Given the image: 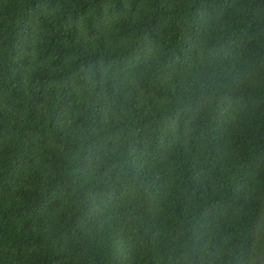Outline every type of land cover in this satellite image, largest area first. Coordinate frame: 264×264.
Segmentation results:
<instances>
[{
	"label": "trees",
	"instance_id": "16d2710c",
	"mask_svg": "<svg viewBox=\"0 0 264 264\" xmlns=\"http://www.w3.org/2000/svg\"><path fill=\"white\" fill-rule=\"evenodd\" d=\"M33 201L55 253L4 242ZM0 234V264H264V0H0Z\"/></svg>",
	"mask_w": 264,
	"mask_h": 264
},
{
	"label": "rangeland",
	"instance_id": "374dc122",
	"mask_svg": "<svg viewBox=\"0 0 264 264\" xmlns=\"http://www.w3.org/2000/svg\"><path fill=\"white\" fill-rule=\"evenodd\" d=\"M23 189L24 188H21L15 194V196H18L20 198V201L22 199ZM23 208L24 212L18 215L17 219L9 220V223L13 228V237L11 239L4 240V242L7 243L6 245L13 246L15 245L14 243L18 240H22L24 242L25 229L27 225L29 223H35L38 228V233H40V236H37L35 239L38 253L41 254L43 250L48 248L53 249L55 253V242H58L63 237L66 228H64L60 224H56L55 215L51 213L47 209V207L41 204L40 202H28ZM51 229L52 232L50 234H46V232H50ZM71 230L74 234H78L80 233L81 228L76 227L71 228ZM78 241L81 242L80 239H78ZM0 242L3 243V237L1 234ZM58 256L71 257V252L67 248L62 247L59 250Z\"/></svg>",
	"mask_w": 264,
	"mask_h": 264
}]
</instances>
